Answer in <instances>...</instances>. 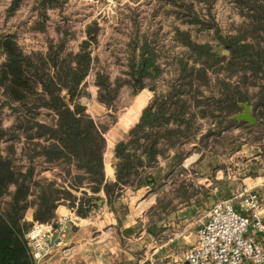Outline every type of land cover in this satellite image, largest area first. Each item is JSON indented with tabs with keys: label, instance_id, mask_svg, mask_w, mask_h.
I'll return each mask as SVG.
<instances>
[{
	"label": "trees",
	"instance_id": "16d2710c",
	"mask_svg": "<svg viewBox=\"0 0 264 264\" xmlns=\"http://www.w3.org/2000/svg\"><path fill=\"white\" fill-rule=\"evenodd\" d=\"M24 1L11 0L6 16ZM66 1L34 0L37 18L28 29L45 33L48 11L61 9ZM236 4L243 21L226 33L192 4L184 9L177 5L175 13L189 26L174 28V43L183 48L178 55H164L155 46L156 36L136 32L124 75L112 79L96 71L98 101L110 108L123 87L139 88L147 78L171 73L149 103L147 92L138 95L140 116L113 148L114 179L107 178L105 164L110 125L96 120L81 102L95 66L92 44L101 29L98 21L87 25L77 51L68 46L74 34L60 24V36L49 39L46 52L26 53L15 32L0 31V264H35L26 234L35 221L58 225L60 205L87 218L103 200L120 229L129 214L126 193L147 188L157 201L149 223L157 224L199 194L192 170L184 166L192 144L204 146L233 128L251 136L264 127V0ZM192 27H206L213 36L198 40ZM245 103L256 124L234 117ZM6 117L12 120L8 126ZM262 146L264 141L253 155L264 169ZM46 170L53 177L43 176Z\"/></svg>",
	"mask_w": 264,
	"mask_h": 264
},
{
	"label": "rangeland",
	"instance_id": "374dc122",
	"mask_svg": "<svg viewBox=\"0 0 264 264\" xmlns=\"http://www.w3.org/2000/svg\"><path fill=\"white\" fill-rule=\"evenodd\" d=\"M10 2L11 0H0V31L15 32L20 46L26 53L46 52L49 39H57L60 36L56 31L57 24L68 28L74 34L68 46L69 49L77 51L80 42L87 37L85 32L87 25L92 21H98L101 29L92 44V55L96 58L95 66L86 79L85 91L88 95H84L81 102L87 106V111L96 120L110 125L105 134L108 141L105 162L110 160L111 165L113 148L117 139L136 122L138 95L141 92H147L150 96L149 103L154 96V89L161 90L165 79L170 78L171 73L166 70L156 80L147 78L139 88L123 87L115 104L110 108L98 101L96 71L103 70L112 79L124 75L123 72L128 69L131 52L129 42L133 40L136 32L141 34L146 32L149 36H156L155 46L164 55H178L183 48L174 43L172 38L174 28L189 26L175 13L177 5L184 9L185 4H192L195 11L206 20L212 18L225 33L243 21L236 0H177V2L170 0H67L61 9L58 8L55 12L48 11L50 19L47 31L44 33L28 29V26L37 18V12L33 9L34 0H25L14 15L6 16V8L9 7ZM192 28L198 40H209L213 36V31L206 27L200 31L195 27ZM114 117L115 122H113ZM11 121V118L6 117L3 124L8 126ZM244 133L243 128H233L223 137L210 138L204 146L191 145L193 150L185 160L184 166L192 170L193 186L199 193H212L211 196L217 198L215 201H229L241 206L244 199L241 193L248 185L228 184V182L235 177H237L234 179L235 182H241L238 177H241L243 171L252 164H257L253 154L258 151V147L264 141V127H260L251 136ZM1 146L3 147L4 143ZM261 148V150L264 149L263 146ZM202 153L204 155L201 158ZM221 170L225 175L223 180L218 182L215 176ZM43 176L53 177V173L46 170ZM207 178L210 181H207ZM143 192L144 190H141L130 195L132 197L123 199L129 207V214L120 229L115 223H111L116 220L98 210L95 215L81 222L78 221L77 224L68 222L64 240L59 245H54L51 256L60 258L61 255L71 254L68 257L69 261L75 264H108L114 261L117 264H124L130 260L137 261L138 264L139 260L145 261L143 264H152L147 263L146 258L148 260L151 256L156 258L157 252L155 255L152 254L156 249L153 247L155 241L151 239L153 235L148 236L147 233H142L144 230L142 219L145 212H148L154 204V200H150L156 196L148 193L143 196ZM243 210L244 208H240V211ZM70 227L72 232L69 231ZM77 229V234H74ZM58 241L59 238H55L54 243ZM63 263L67 264V259L62 260L61 264Z\"/></svg>",
	"mask_w": 264,
	"mask_h": 264
},
{
	"label": "built area",
	"instance_id": "2783aa9c",
	"mask_svg": "<svg viewBox=\"0 0 264 264\" xmlns=\"http://www.w3.org/2000/svg\"><path fill=\"white\" fill-rule=\"evenodd\" d=\"M240 208L229 201H217L197 233L196 242L187 250L182 264H264V248L251 233L264 235V201L252 188L245 187ZM72 210V209H71ZM83 219L72 213L54 222L35 221L26 234L35 264H44L65 237L68 222ZM58 233V235H56ZM55 238H59L54 243ZM152 263L154 259L151 257Z\"/></svg>",
	"mask_w": 264,
	"mask_h": 264
},
{
	"label": "crops",
	"instance_id": "0c3cea01",
	"mask_svg": "<svg viewBox=\"0 0 264 264\" xmlns=\"http://www.w3.org/2000/svg\"><path fill=\"white\" fill-rule=\"evenodd\" d=\"M57 9L58 8L50 9L49 12H55L57 11ZM137 108H138V114L135 118V121H137L138 117L140 116L138 101H137ZM105 164H106L107 178L114 179L115 177L114 168L111 165L110 160H106ZM108 167H111L113 169L112 175L108 174ZM243 168L244 170H246L245 165H243ZM224 175H225L224 171L222 170L218 171L217 175L215 176V179H217L218 182L219 181L221 182L223 180ZM235 178L237 179V177ZM234 179L229 181L228 184L248 185V187L252 188L253 191L255 192L258 191L257 193L264 201V169L259 168L258 163L252 164L251 166H249V168L246 171H243L241 177H238V179L241 180V182L240 181L235 182L236 180ZM206 180L210 181V179L208 178ZM223 184H227V183H223ZM141 190H144L143 196L146 195V193H148L147 188L140 189L137 192L128 191L124 199H127L128 196L136 194ZM211 195L212 193L197 194L191 199L190 203L181 204L177 206L174 210H172L168 214H165L164 217L160 221H158L157 224L155 225H150L151 223H149V220L151 218L150 215L151 211L149 212L148 210V212H145V216H143L144 219H142L144 223L143 224L144 230L142 231V233L143 234L147 233L148 236L153 235L151 239L155 241L153 247H156V249L152 254L155 255V253L157 252L156 258L151 256L154 259V262L152 263L151 257H149V260L148 258H146L147 259L146 261H148L147 263L151 262L152 264H173L174 262L175 264H182V262L185 261L187 250L196 242L199 228L201 227L203 222L206 221L210 209L217 201H219V200L215 201V199L217 198H214ZM152 200H154V204L151 207H154L157 204L156 197L152 198L150 201ZM234 204L236 208H240V205L236 203ZM97 210L104 212L107 217L116 220L114 213L110 211L107 203H104L100 208L93 210L90 216H92L93 214L95 215L97 213ZM71 213L72 210L69 207H67L66 205H60L57 209V215H58L57 222L60 219H62L63 216L69 215ZM27 218L31 221L33 220L31 211L28 213ZM85 219L86 218H84L83 220ZM111 223L116 224V221H113ZM71 227L69 230L70 232H72ZM77 232L78 229L75 231L74 234H77ZM251 233L256 237V240L264 248V235L258 233L255 229H251ZM70 256L71 254L65 256L61 255L60 258H55L53 255L44 264H61V261L64 259H67L68 262L67 264H75L69 261L68 257ZM143 262L145 261L139 260V264H143ZM113 263L117 264L115 263V261ZM113 263L108 262V264H113ZM245 264H253V263L246 262Z\"/></svg>",
	"mask_w": 264,
	"mask_h": 264
},
{
	"label": "water",
	"instance_id": "95a60500",
	"mask_svg": "<svg viewBox=\"0 0 264 264\" xmlns=\"http://www.w3.org/2000/svg\"><path fill=\"white\" fill-rule=\"evenodd\" d=\"M243 106H244V110L241 113L235 115L234 117L236 119H238V120H245V121L249 122L252 125L256 124L257 120H256V118L254 117V115L252 113L251 106L249 104H247V103L243 104ZM98 204L102 206L104 204V201L100 200L98 202Z\"/></svg>",
	"mask_w": 264,
	"mask_h": 264
},
{
	"label": "bare ground",
	"instance_id": "6f19581e",
	"mask_svg": "<svg viewBox=\"0 0 264 264\" xmlns=\"http://www.w3.org/2000/svg\"><path fill=\"white\" fill-rule=\"evenodd\" d=\"M125 125V124H124ZM110 166V165H109ZM108 174L112 175L113 174V169L111 167H108Z\"/></svg>",
	"mask_w": 264,
	"mask_h": 264
}]
</instances>
